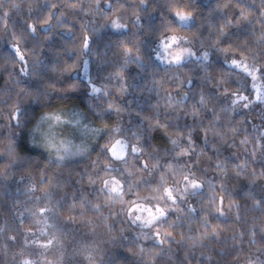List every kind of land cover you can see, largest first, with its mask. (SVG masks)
Returning <instances> with one entry per match:
<instances>
[{
    "label": "clouds",
    "instance_id": "obj_1",
    "mask_svg": "<svg viewBox=\"0 0 264 264\" xmlns=\"http://www.w3.org/2000/svg\"><path fill=\"white\" fill-rule=\"evenodd\" d=\"M0 264H264V0H0Z\"/></svg>",
    "mask_w": 264,
    "mask_h": 264
}]
</instances>
